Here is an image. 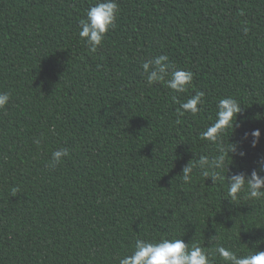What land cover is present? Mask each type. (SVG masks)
<instances>
[{
    "label": "trees",
    "instance_id": "trees-1",
    "mask_svg": "<svg viewBox=\"0 0 264 264\" xmlns=\"http://www.w3.org/2000/svg\"><path fill=\"white\" fill-rule=\"evenodd\" d=\"M93 3L0 0V264H118L136 238L264 251V200L231 203L199 170L181 179L216 154L200 134L226 96L243 109L230 140L261 131L229 172L264 157V0H117L90 54L78 25ZM162 54L194 73L187 92L147 84L141 63ZM195 91L202 111L178 114ZM61 147L69 156L46 168Z\"/></svg>",
    "mask_w": 264,
    "mask_h": 264
},
{
    "label": "clouds",
    "instance_id": "clouds-1",
    "mask_svg": "<svg viewBox=\"0 0 264 264\" xmlns=\"http://www.w3.org/2000/svg\"><path fill=\"white\" fill-rule=\"evenodd\" d=\"M119 12L117 0H95V3L89 5L85 17L79 21L78 35L87 45L90 54L96 53L103 46L107 34L116 28ZM240 15H244L243 11ZM242 31L247 35L249 29L243 27ZM141 68L149 86L162 83L176 94L185 93L193 87L194 73L174 67L166 54L145 59ZM204 97L205 92L195 91L194 95L180 103L177 113L198 115L202 111ZM9 100L10 93L0 92V109L5 108ZM242 110L241 104L231 96L217 101L214 121L200 134L203 140L217 146L216 154L211 157L199 155L191 159L182 168L181 174V179L186 184L193 181L195 170H199L205 178H211L213 183L226 182L224 199L235 204L241 198L264 200V157L258 158L256 166L250 172L238 170L230 173L229 165L226 164L227 157H231L233 161L236 157L243 158L246 155L242 150L243 141L250 140V146L255 148L261 137V131L253 129L244 132L240 140H230L235 130L241 127L238 117ZM226 133L228 140L224 143L223 137ZM33 143L39 146L40 139H34ZM67 156V148L61 147L54 151L46 168L54 169ZM215 238L216 235L211 237L210 243ZM214 256H218L223 264H264V251L257 249L240 255L231 248L217 245L212 252H208L197 244L190 245L183 239L167 237L158 241L136 238L131 252L121 256L118 264H215Z\"/></svg>",
    "mask_w": 264,
    "mask_h": 264
}]
</instances>
